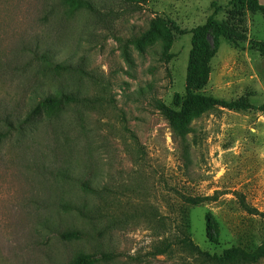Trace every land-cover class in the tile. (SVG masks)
<instances>
[{"label":"rangeland","instance_id":"1","mask_svg":"<svg viewBox=\"0 0 264 264\" xmlns=\"http://www.w3.org/2000/svg\"><path fill=\"white\" fill-rule=\"evenodd\" d=\"M85 1L0 0V264H203L156 253L184 236L256 250L264 219L241 202L264 213V0ZM216 8L247 41L193 33ZM61 92L82 102L38 107ZM189 95L254 109L197 106L175 131L156 104Z\"/></svg>","mask_w":264,"mask_h":264},{"label":"trees","instance_id":"2","mask_svg":"<svg viewBox=\"0 0 264 264\" xmlns=\"http://www.w3.org/2000/svg\"><path fill=\"white\" fill-rule=\"evenodd\" d=\"M65 1L70 4H75L78 6H83L92 9L90 3L85 0H65ZM138 1L141 2L143 0H125L126 3L127 2L135 3ZM174 1H180V0H174ZM231 1L236 3L240 8H245L247 11H250L252 13L261 11L263 9V6L261 5L260 2L261 0H231ZM212 5L216 7V2H213ZM218 12L219 11L216 8L214 13L208 18L207 23L204 26L198 27L196 30L193 31V33L203 34L213 30L218 35H221L234 43L240 41H247V37L244 31L238 30L228 22L217 21L216 16ZM252 45L256 47L261 57L264 58V42H253ZM196 50L198 51V47L195 45L194 51L192 53V57H193L192 65L190 66V71H189V84L192 85V87L200 89L206 83L208 75L207 73L198 74L196 72V66H195L196 59H194V56L197 53ZM61 68L68 69L66 66L57 65L55 67V69H61ZM60 102L79 104L82 102V99H80L77 94L61 92L59 96H54V95L46 96L45 98L39 101L38 107L41 108L50 107ZM203 105H218L228 108L230 110L254 109V106H252L247 100L244 99L228 103L218 99L201 97L199 95H189L184 101L182 109L180 111H176L166 106L161 101L157 102L156 109L167 120L170 126L175 131H178V129L181 127L184 121V117L187 114H189L193 108ZM259 110L264 112V105L261 106ZM31 111H34V108ZM1 141L2 138L0 135V143ZM209 199H210L209 197H195V198L189 197L186 198V202L193 206H197ZM241 203L242 206L245 207V209L248 211V213L258 214L264 219V213L258 212V210L249 207L244 200H242ZM216 235L217 232L214 229L213 218L209 214L207 216V236L209 239L213 240L215 239ZM175 248H178L184 251L185 253L194 256L195 258L199 259L203 264H259L264 260V242H262L261 245L253 252H247L242 248L233 247L231 249L225 250L221 255H217V254L212 255L206 251H203L188 236H184L172 242L164 243L161 247L157 248L156 253L158 255L170 254ZM98 259H99L98 257L87 256L80 258L77 262L72 264H90L97 262Z\"/></svg>","mask_w":264,"mask_h":264},{"label":"crops","instance_id":"3","mask_svg":"<svg viewBox=\"0 0 264 264\" xmlns=\"http://www.w3.org/2000/svg\"><path fill=\"white\" fill-rule=\"evenodd\" d=\"M261 2V1H260Z\"/></svg>","mask_w":264,"mask_h":264}]
</instances>
